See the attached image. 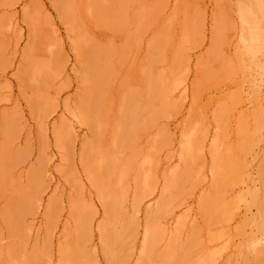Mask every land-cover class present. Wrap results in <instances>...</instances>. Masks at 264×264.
<instances>
[{"label": "rangeland", "instance_id": "obj_1", "mask_svg": "<svg viewBox=\"0 0 264 264\" xmlns=\"http://www.w3.org/2000/svg\"><path fill=\"white\" fill-rule=\"evenodd\" d=\"M0 264H264V0H0Z\"/></svg>", "mask_w": 264, "mask_h": 264}]
</instances>
